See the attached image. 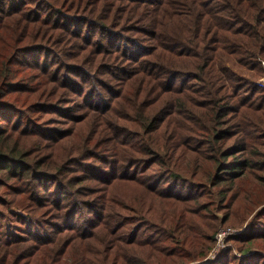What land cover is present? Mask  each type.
<instances>
[{
	"label": "trees",
	"instance_id": "trees-1",
	"mask_svg": "<svg viewBox=\"0 0 264 264\" xmlns=\"http://www.w3.org/2000/svg\"><path fill=\"white\" fill-rule=\"evenodd\" d=\"M262 62L264 0H0V264H264Z\"/></svg>",
	"mask_w": 264,
	"mask_h": 264
},
{
	"label": "rangeland",
	"instance_id": "rangeland-1",
	"mask_svg": "<svg viewBox=\"0 0 264 264\" xmlns=\"http://www.w3.org/2000/svg\"><path fill=\"white\" fill-rule=\"evenodd\" d=\"M264 71V70H263ZM264 78V73H263V75H262V77L257 81V85L259 86V84H258V82L261 80V79H263ZM260 87V86H259ZM261 208V207H260ZM253 217V214L250 216V218H248L247 219V221L245 222V224H244V226L242 225V227L241 228H239V230H232V229H230L231 230V234H228V233H226L222 238H218V235L220 234L219 232H220V230H224V228H220V230H219V232H218V234L216 235V239H217V243H216V248L214 249V252H217V250H220V249H226V248H228L229 247V244L226 242V238L229 236V235H232V234H234V233H240V232H242L247 226H248V221L251 219ZM227 236V237H226ZM259 246H260V244H259ZM254 252H258V253H260L259 251H256V249L255 250H253V251H251V252H249V253H254ZM208 259H210V258H208ZM208 260H206L205 262L204 261H202V262H200V263H197V264H204V263H206Z\"/></svg>",
	"mask_w": 264,
	"mask_h": 264
},
{
	"label": "built area",
	"instance_id": "built-area-1",
	"mask_svg": "<svg viewBox=\"0 0 264 264\" xmlns=\"http://www.w3.org/2000/svg\"><path fill=\"white\" fill-rule=\"evenodd\" d=\"M262 67H263V69H264V62H262ZM258 84H259L260 87H264V78L261 79V80L258 82ZM219 233H220V234L218 235V238H222L226 233L231 234V230H230V229H228V230H220ZM218 238H217V239H218Z\"/></svg>",
	"mask_w": 264,
	"mask_h": 264
}]
</instances>
